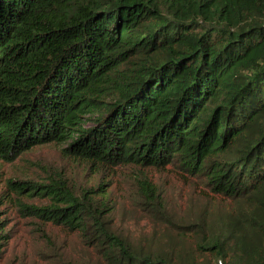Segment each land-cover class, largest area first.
Segmentation results:
<instances>
[{
    "label": "trees",
    "instance_id": "1",
    "mask_svg": "<svg viewBox=\"0 0 264 264\" xmlns=\"http://www.w3.org/2000/svg\"><path fill=\"white\" fill-rule=\"evenodd\" d=\"M46 145L34 264H264V0H0V159Z\"/></svg>",
    "mask_w": 264,
    "mask_h": 264
},
{
    "label": "rangeland",
    "instance_id": "2",
    "mask_svg": "<svg viewBox=\"0 0 264 264\" xmlns=\"http://www.w3.org/2000/svg\"><path fill=\"white\" fill-rule=\"evenodd\" d=\"M62 147L46 145L26 152L12 161L0 159V220H6L7 229L11 236V241L5 253V261L0 264H34L33 253L40 246L43 249H48L52 248L54 243L61 244L64 242L65 236L54 227L48 228L49 236L56 237L53 242L42 241L41 238L44 234L37 231L39 222L25 218L10 201L6 202L5 200L7 195L6 184L9 179L24 180L29 176L43 173L44 169L50 165L60 168L61 172L70 173L73 167L67 165L61 157L60 149ZM75 173V183L78 186H91L99 180L98 176L92 175L90 170L83 168V165L79 168L76 166ZM151 174L155 180L166 183L168 186L181 185L175 173L152 171ZM115 181L122 186V178H115ZM27 202L37 205L46 203V201L40 199ZM69 239L72 241L74 237ZM40 241L42 243L39 246Z\"/></svg>",
    "mask_w": 264,
    "mask_h": 264
}]
</instances>
